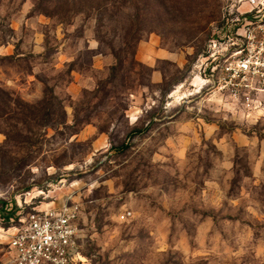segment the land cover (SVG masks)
I'll use <instances>...</instances> for the list:
<instances>
[{"label": "clouds", "instance_id": "clouds-1", "mask_svg": "<svg viewBox=\"0 0 264 264\" xmlns=\"http://www.w3.org/2000/svg\"><path fill=\"white\" fill-rule=\"evenodd\" d=\"M0 264H264V0H0Z\"/></svg>", "mask_w": 264, "mask_h": 264}]
</instances>
